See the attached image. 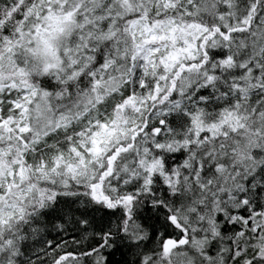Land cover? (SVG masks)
<instances>
[{
    "label": "snow or ice",
    "instance_id": "obj_1",
    "mask_svg": "<svg viewBox=\"0 0 264 264\" xmlns=\"http://www.w3.org/2000/svg\"><path fill=\"white\" fill-rule=\"evenodd\" d=\"M0 264H264V0H0Z\"/></svg>",
    "mask_w": 264,
    "mask_h": 264
}]
</instances>
